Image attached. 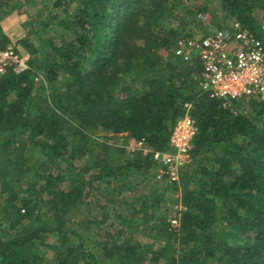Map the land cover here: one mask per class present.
<instances>
[{
  "label": "trees",
  "instance_id": "obj_1",
  "mask_svg": "<svg viewBox=\"0 0 264 264\" xmlns=\"http://www.w3.org/2000/svg\"><path fill=\"white\" fill-rule=\"evenodd\" d=\"M216 1V28L236 19L262 36L255 12L264 11V0ZM178 3L54 0L61 11L30 23L35 41H20L29 69L0 78V264H264V101L222 106L199 89V63L181 62L172 47L191 34L187 26L200 27L206 6ZM21 7L0 0V23ZM10 43L0 25V49ZM184 102L198 132L178 184L155 179L151 154L97 141L125 134V143L144 137L153 150H168ZM33 148L42 161L33 163ZM130 176L147 183L126 201L121 190ZM176 187L172 228L162 205ZM115 193L131 213L118 216L117 231H96L92 249L67 217L100 198L114 204ZM138 226L158 242L139 239Z\"/></svg>",
  "mask_w": 264,
  "mask_h": 264
},
{
  "label": "built area",
  "instance_id": "obj_2",
  "mask_svg": "<svg viewBox=\"0 0 264 264\" xmlns=\"http://www.w3.org/2000/svg\"><path fill=\"white\" fill-rule=\"evenodd\" d=\"M257 26L261 37L236 19L205 33L179 36L173 43V56L183 63L197 60L199 89L220 101L222 106L246 98L264 101V11ZM28 58L13 41L1 48L0 78L10 71L18 74L29 69ZM38 80H41L40 75L35 77V81ZM191 111V102H184L182 113L168 136L170 149L153 150L144 137L123 145L127 153L151 154L157 181L165 179L178 184L180 171L192 160V142L198 127ZM169 219L172 228L178 226L175 216Z\"/></svg>",
  "mask_w": 264,
  "mask_h": 264
},
{
  "label": "rangeland",
  "instance_id": "obj_3",
  "mask_svg": "<svg viewBox=\"0 0 264 264\" xmlns=\"http://www.w3.org/2000/svg\"><path fill=\"white\" fill-rule=\"evenodd\" d=\"M54 0H20L21 8L20 10H16L10 15L5 16L1 20V28L2 31L15 43V45L18 46V48L24 53L25 56H28V53L26 52L25 48L23 45L20 43V41L24 38L29 39V41L33 38V35L30 33V23L33 20H36L39 18V15L42 14L43 16L48 15L49 12H56L61 11V7H55L53 5ZM177 2V1H176ZM177 7H182L183 9H194L195 7H200V5L206 6L204 13L202 12V16H198L197 18L200 20V27H205L207 28V32L211 31L216 28V25L212 22L211 20V10L213 9L215 14L219 17L221 15V11L217 9L218 3L216 0H178ZM70 11V9H69ZM261 15V12H255V17L258 20ZM230 20L224 21L223 25L227 26ZM33 26H36V22L32 23ZM190 24L185 28V30L191 31V34H199L203 33L201 28ZM186 32V31H185ZM35 41V40H33ZM139 45L143 43V40L138 41ZM96 138L101 137L103 133H96L95 134ZM102 140H105L106 143L114 146V147H121L125 144V134H120L117 135L116 137H113L112 140H106V139H98V142H102ZM31 147L28 145L26 149H30ZM32 153H36L34 156V162L37 163L38 161H42V157H40V154L38 153V150L36 148H33L30 150ZM99 148L94 149V153H97ZM112 153V152H111ZM115 154H111L112 158L114 160H121V157L115 158L113 157ZM2 158V156H1ZM0 158V159H1ZM41 158V159H40ZM3 165V164H2ZM3 167V166H1ZM141 178L138 176L135 177H129L126 180L125 186L129 185L132 183L130 186L124 187L121 191V193H124L125 200L130 201L132 200L133 197H138L140 192H142L143 185L147 182L145 181H140ZM140 182V185H139ZM158 184V185H157ZM156 185L159 186L160 183H157ZM178 190L180 188L176 187L174 188L173 191H167L165 194V197L170 199L171 202H165L163 203V208H164V213L167 217H171L174 215V211L177 209L179 206V203L177 202L179 198V193ZM181 191V190H180ZM122 194L115 193L113 196V199H115V203H108L105 204L104 198H100L98 200H93L89 205H83L80 207H75L69 216L67 217V227L70 229H73L77 227L78 230L81 232L83 231L85 235H87L89 238L86 240V246H89L93 249V245L90 242L95 244V240L93 239L94 234L96 231L98 233H103L106 230H110L112 232L117 231V229L120 227V217H125L126 215L128 216L131 211L128 210V208L124 207V205H120L118 203V200L122 198ZM141 216V213L139 214ZM96 219V224H93L89 230H86L82 226H79V224H83V222L86 221H92L93 219ZM100 222L97 223V222ZM144 225V224H143ZM147 225V224H145ZM75 226V227H74ZM137 236L141 240H147L149 242L156 241L158 242L155 237H154V232L150 231L148 228L143 227V226H138L137 227ZM70 241L77 243L78 239L69 234ZM90 240V241H89ZM163 241L162 239H160ZM90 242V243H89ZM153 243V242H152ZM95 251V249L93 250Z\"/></svg>",
  "mask_w": 264,
  "mask_h": 264
}]
</instances>
